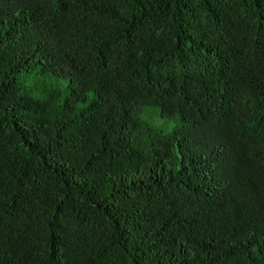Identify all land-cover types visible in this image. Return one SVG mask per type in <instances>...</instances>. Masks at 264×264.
<instances>
[{
    "label": "trees",
    "instance_id": "16d2710c",
    "mask_svg": "<svg viewBox=\"0 0 264 264\" xmlns=\"http://www.w3.org/2000/svg\"><path fill=\"white\" fill-rule=\"evenodd\" d=\"M0 264H264V0H0Z\"/></svg>",
    "mask_w": 264,
    "mask_h": 264
},
{
    "label": "rangeland",
    "instance_id": "374dc122",
    "mask_svg": "<svg viewBox=\"0 0 264 264\" xmlns=\"http://www.w3.org/2000/svg\"><path fill=\"white\" fill-rule=\"evenodd\" d=\"M18 79L23 91L30 96H39L41 91L50 89L51 87H55L58 90L59 98L65 95V84L63 81L47 78L37 73L36 70H31L30 72L25 71L19 74ZM141 120L165 136L169 135L173 129L179 125L178 117L169 120L160 119L158 116V109L156 108L144 109Z\"/></svg>",
    "mask_w": 264,
    "mask_h": 264
}]
</instances>
